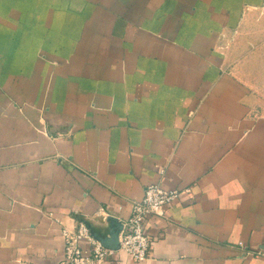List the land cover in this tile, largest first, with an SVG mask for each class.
Returning <instances> with one entry per match:
<instances>
[{"label":"crops","instance_id":"obj_1","mask_svg":"<svg viewBox=\"0 0 264 264\" xmlns=\"http://www.w3.org/2000/svg\"><path fill=\"white\" fill-rule=\"evenodd\" d=\"M260 11L0 0V264H62L65 230L107 236L150 184L194 200L150 217L152 256L121 264H264V96L223 45Z\"/></svg>","mask_w":264,"mask_h":264},{"label":"built area","instance_id":"obj_2","mask_svg":"<svg viewBox=\"0 0 264 264\" xmlns=\"http://www.w3.org/2000/svg\"><path fill=\"white\" fill-rule=\"evenodd\" d=\"M194 200L192 187L166 189L160 184L146 187L141 200L133 202L130 218L123 221L120 232V249L110 250L95 238L85 222H80L74 231L65 230L64 260L62 264H121L119 255L127 254L137 263L152 256V241L148 234L150 217L163 216L165 209L178 200ZM243 247V243L239 244Z\"/></svg>","mask_w":264,"mask_h":264},{"label":"rangeland","instance_id":"obj_3","mask_svg":"<svg viewBox=\"0 0 264 264\" xmlns=\"http://www.w3.org/2000/svg\"><path fill=\"white\" fill-rule=\"evenodd\" d=\"M255 16L254 23L245 26L243 33L232 32L225 35L223 45L229 54L227 68L232 70L234 65L241 66L242 71L236 75L247 84L251 83L264 96V13L260 11ZM255 46L258 48L254 56H246V58L239 56L241 52L247 53ZM254 87L251 90H254Z\"/></svg>","mask_w":264,"mask_h":264},{"label":"water","instance_id":"obj_4","mask_svg":"<svg viewBox=\"0 0 264 264\" xmlns=\"http://www.w3.org/2000/svg\"><path fill=\"white\" fill-rule=\"evenodd\" d=\"M109 223L110 232L107 236H102L101 234L92 231L93 235L97 240H99L102 245L110 250L117 251L120 249V240L119 235L120 232L123 230V223L119 221L118 218L109 217L107 219Z\"/></svg>","mask_w":264,"mask_h":264}]
</instances>
